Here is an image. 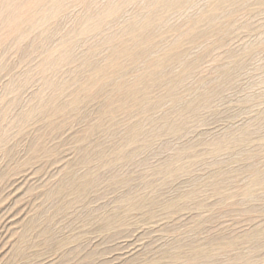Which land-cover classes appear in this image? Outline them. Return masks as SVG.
<instances>
[{"label":"rangeland","instance_id":"obj_1","mask_svg":"<svg viewBox=\"0 0 264 264\" xmlns=\"http://www.w3.org/2000/svg\"><path fill=\"white\" fill-rule=\"evenodd\" d=\"M0 264H264V0H0Z\"/></svg>","mask_w":264,"mask_h":264}]
</instances>
